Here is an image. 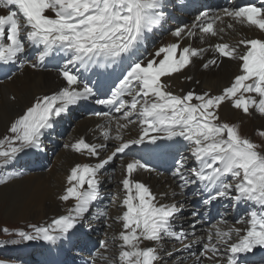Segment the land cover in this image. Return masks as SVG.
I'll return each instance as SVG.
<instances>
[{"label": "snow or ice", "instance_id": "1", "mask_svg": "<svg viewBox=\"0 0 264 264\" xmlns=\"http://www.w3.org/2000/svg\"><path fill=\"white\" fill-rule=\"evenodd\" d=\"M165 9L164 0H0V64L15 65L29 49L35 48L39 55L30 66L36 68L46 58L59 53L63 60L59 75L66 82L53 95L37 96L10 123V135L0 138V165L8 164L25 149L38 148L56 118L70 106L97 95L89 83L81 81L82 72L114 65L121 69L110 96L95 100L108 109L97 113L107 121L102 130L104 140L118 143L106 159L71 168L68 187L58 197L64 202L75 201L68 215L54 219L45 227H35L34 234L16 233L21 239L52 242L67 237L97 199L98 172L132 145L160 148L159 141L183 140L188 145L189 156L179 160L172 173L180 181L178 187L196 184L208 193L206 203L225 198L250 204L254 209L245 220L236 221L246 224L243 229L223 230L214 226L202 249L191 253L196 256L197 264L204 261L250 264L256 250L264 249V152L258 150L256 143L242 137L237 126L218 122V109L225 102L246 115L254 110L264 116V38L242 39L238 45L216 43L211 48L213 58L203 68L218 65L220 58L239 62V74L222 93L189 91L183 96L175 95L162 78L182 72L193 58L202 59L209 48H181L174 42L159 47L150 58L140 59L146 34L162 25ZM225 18L229 21L228 29L240 24L264 32V0L260 6L225 7L214 15L204 12L189 27H178L172 35L184 39L199 33L203 43L206 38L225 31ZM20 67L24 65L21 63ZM113 112L119 113V117H114ZM113 121L114 136L110 128ZM136 124L140 128L138 138L125 140L123 130ZM260 135L264 136V132ZM66 147L82 155L99 157L106 145L88 143L81 138ZM140 169L152 171L139 160L128 162L121 181L126 193L122 207L126 211L116 218L123 229L119 233L117 264H157L160 259L157 247L142 248L141 244H159L164 237L181 242L185 250L191 249L190 244L184 243L186 234L173 231V220L180 206L159 203L149 187L132 179V174ZM100 247L107 250V242Z\"/></svg>", "mask_w": 264, "mask_h": 264}, {"label": "bare ground", "instance_id": "2", "mask_svg": "<svg viewBox=\"0 0 264 264\" xmlns=\"http://www.w3.org/2000/svg\"><path fill=\"white\" fill-rule=\"evenodd\" d=\"M172 1L174 0H164L166 12L170 6H173L170 5ZM170 18V13H167L165 21L168 22ZM170 28L168 29L169 35L172 34ZM156 35L160 37V33ZM252 37L264 38V32H260L252 27L234 24L232 30L224 35V40L229 42L230 45H238L240 40ZM205 41L219 42L218 39H205ZM173 42H175V40L170 38V41L165 40L159 47ZM187 44H189V41L183 43L182 46ZM192 46L193 48H202L204 44H198L195 47L194 45ZM240 47H242V45ZM154 52L153 50L149 51L150 56L148 58H150ZM208 59H211L210 52L204 54L201 62L194 60L191 65L184 70V74L174 75L172 78L168 79V81L173 83L177 90L182 89L183 92L192 91L197 94L207 92L211 95L222 93L223 89L230 86L234 77L239 74V62L229 59L220 61L218 65L205 69L203 68V64L206 63ZM61 86L62 82L58 79L56 73L37 72L30 69H26L18 74L11 81L0 84V137L7 134L10 123L18 118L24 109L32 104L37 96L51 94L60 89ZM11 97H14V99ZM229 103L230 102H225L218 109L221 115L220 121L227 122L230 117L235 126L247 123L256 126L260 130H264V117L254 113V110H252L253 118L251 116L242 115L240 110L232 108ZM98 123L99 121L94 118L79 120L64 138L74 140L83 134L87 135L89 132H93L94 126ZM49 161L51 163L50 169L38 173L24 174L20 177L8 180L0 187V204L3 207V214L6 219L14 218L15 221L23 222L25 225H37L38 223L28 222L32 220L48 221L61 214H69V212L63 211V208L69 207L70 205L65 204L58 197L65 192L68 186L66 179L71 168L83 163L84 160L70 150L59 148L51 157L49 156ZM107 177L108 174L105 178ZM118 177H120L119 173H117V178ZM139 178L148 183L154 193L158 195L168 194L167 188L173 189L174 192L177 191L176 184L165 177L158 179L154 176L140 175ZM181 198L182 197L178 196L173 199V201H180ZM56 200L58 204H60L58 207ZM115 229L118 231V226H115ZM35 241L37 240L30 241V247L24 246L15 249L20 253L19 256L25 259V264L31 261L30 255L34 254L36 250V247L33 245ZM15 250L14 258H17L19 256H17ZM173 250L174 249H170L167 253ZM9 255L7 251H3V259H8ZM115 255L118 256L116 252L109 253L110 262H117V257ZM175 258V256H172L165 259V264H183L182 262L174 263ZM32 263L35 264L34 261H32Z\"/></svg>", "mask_w": 264, "mask_h": 264}, {"label": "rangeland", "instance_id": "3", "mask_svg": "<svg viewBox=\"0 0 264 264\" xmlns=\"http://www.w3.org/2000/svg\"><path fill=\"white\" fill-rule=\"evenodd\" d=\"M176 2H177V0H174V1H172L170 3V5H173V6H170L169 7V9L167 10L166 14L167 13H171V12L176 13V9H175ZM168 22L169 23H172L171 22V18L169 19ZM11 98L14 99V97H11ZM245 116H247V115L245 114ZM248 116H251L253 118V115L252 114L251 115H248ZM231 120H232V118L229 117V119L227 120V122L228 123H231L232 122ZM238 129L243 133V135L247 136V138L249 137L251 140H255L258 146L262 145V148H263V145H264V137L260 135V132H259L260 129H258L254 125H249L247 123H244L243 126H242V124H239ZM261 131L264 132V130H261ZM3 137L4 136H2L0 138H3ZM56 204H57V207L60 205V204H58V201L57 200H56ZM2 208L3 207L0 204V244L1 245H4V246H12V245H14L15 242H18L20 240H23L18 235H16V233L23 231V229H24V232H26L28 234H34V231H32L34 228L33 227H30V226L31 225H36V224H27L28 225L27 226L23 222H17V221H15L14 218L13 219H6L4 217V214H3L4 210H2ZM67 208L68 207L63 208V211H65ZM61 215H59V216H61ZM52 221H53L52 219L51 220H48V221H45V220H42V221L32 220V221H30L28 223H38V224L42 223V225L47 226V225L51 224ZM5 230H7V231H5ZM12 234H14V235H12ZM26 242H24V243H26ZM24 243H20V244H24ZM11 260H12V258H8V261H11ZM26 264H33V263H32V261H30V262H28Z\"/></svg>", "mask_w": 264, "mask_h": 264}]
</instances>
